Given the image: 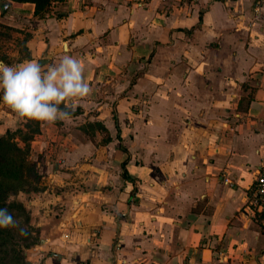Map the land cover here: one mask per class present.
I'll return each instance as SVG.
<instances>
[{
  "label": "crops",
  "instance_id": "1",
  "mask_svg": "<svg viewBox=\"0 0 264 264\" xmlns=\"http://www.w3.org/2000/svg\"><path fill=\"white\" fill-rule=\"evenodd\" d=\"M145 6L52 0L41 15L34 2L0 0V30L5 25L23 35L27 46L28 56L18 63L47 67L65 53L76 56L91 88L74 99L67 119L40 121L33 143L74 146L83 137L89 142L80 148L91 142L78 136L81 127L100 123L110 132L87 185L71 186L78 194L62 203L82 207L84 228L67 229L66 218L57 233L51 228L45 261L112 264L115 253L116 264H264V200L254 184L264 165V0H152ZM203 36L208 56L199 50ZM145 95L161 97L171 116L186 113L182 125L166 123L185 128L168 139L148 118L141 127H152L141 141L130 137V156L118 164L111 143L118 144L121 115L133 116L129 98ZM232 95H238L237 113L224 127L218 108ZM76 150L61 151L62 159H78ZM151 158L168 168L150 167Z\"/></svg>",
  "mask_w": 264,
  "mask_h": 264
},
{
  "label": "rangeland",
  "instance_id": "2",
  "mask_svg": "<svg viewBox=\"0 0 264 264\" xmlns=\"http://www.w3.org/2000/svg\"><path fill=\"white\" fill-rule=\"evenodd\" d=\"M134 1L137 2L136 0ZM145 5L138 4L139 7H148ZM4 26L0 30V61L11 65L19 64L18 62H21V59L29 54L26 43L22 40L23 35L17 34L14 30L5 29ZM12 35L21 38L13 40ZM195 39L199 40L196 37ZM205 39L204 36L203 40L200 39L199 50L203 48L201 54L208 56V50L204 46ZM14 50L16 51L15 54H13ZM197 55H200V53H197ZM12 57H15V59ZM192 63L193 60L189 64L191 67ZM143 71L141 70L140 72ZM131 81L135 82V79H131ZM146 95L144 97L135 96L132 100L129 98L131 103L129 102L128 109H131L130 115L133 116L124 118V115H121L122 128L118 125L116 129L118 144L117 142L116 144L111 143L113 150L118 149V164H123L130 156V137L134 139L135 134V139L141 141L144 139V135L147 134L148 128L152 127L147 126L146 129L141 127L143 121L146 122L148 118L149 120L152 119L154 127L160 126V128H164L163 135L169 136L168 139H174L185 128V125L179 128L175 124L169 129L166 123H179L178 121H181L179 117L186 113H179L178 111L171 116L170 113L163 109V99L161 97H155V99L150 101V98ZM237 99L238 95H232L229 98V104L220 102L218 120L227 123L226 126L223 125L224 127H228L229 123L232 122V116L237 113ZM153 101L156 103L155 106H152ZM222 107L224 109H221ZM7 112H11L10 115H7ZM188 115H190L189 112H187ZM8 119H11V123L9 121L6 122ZM186 119L189 120V118ZM23 122H25L24 125ZM182 123L181 121L179 124L182 125ZM187 124H189L187 125L188 127L190 124L193 125V122H188ZM41 125L40 121L37 120L29 118L24 120L8 105L0 101V136L5 137L3 143L0 144V208H6L17 221L16 226L0 228V264H48L45 261L48 253L42 250L51 228L55 227L57 230H54L57 233L58 226L61 225L60 222L65 221V218L68 221L67 229L75 227L78 231L84 228L82 222L84 219L82 217L84 216L81 213L82 207L70 208L62 203H66V200H72V196L76 195L77 192L72 191L73 188L71 190V186L82 190L87 185L85 184L87 182L86 177L91 169L90 165L94 162L95 154L97 155L100 150L104 151V147L109 144L104 142L103 139L107 140L110 137V132L100 123L79 129L78 136L81 134L87 135L91 141L89 144L81 145L82 147L80 148H77L78 145L89 141L83 142L81 141L83 137H80L78 144L74 146L62 141H53L50 144L45 142L42 145L38 142L33 143L32 140L40 131ZM158 130L161 133V130ZM219 131L224 133V136L227 135V131L223 127H220ZM63 133L66 134V132ZM143 133L144 135H142ZM113 135H116V132ZM122 135L125 137L124 140ZM106 136L108 137L105 138ZM166 146L160 145L159 149H164ZM72 147L77 149V155H81L78 159H71L65 162L62 159L63 154L61 151H71ZM82 156L87 158L83 159ZM98 162L102 163V161ZM112 163H115V161L113 160ZM162 163L163 160L155 158L149 160L150 167L167 169L168 164L164 166ZM173 165L176 166L175 163ZM124 176H126L125 173ZM139 180V178L133 179L135 184H138ZM21 229L24 230L23 234H21ZM96 242L95 239L94 243L96 244ZM116 245H118V241H114L113 251H117ZM54 250L57 251V247ZM111 257V263L116 264L118 256L112 253ZM54 258L49 259V263L55 264Z\"/></svg>",
  "mask_w": 264,
  "mask_h": 264
},
{
  "label": "clouds",
  "instance_id": "3",
  "mask_svg": "<svg viewBox=\"0 0 264 264\" xmlns=\"http://www.w3.org/2000/svg\"><path fill=\"white\" fill-rule=\"evenodd\" d=\"M84 70L82 60L67 53L47 67L36 60L16 65L0 61V101L20 117L44 122L65 120L70 116L67 109L74 99L91 92ZM16 224L12 214L0 208V228Z\"/></svg>",
  "mask_w": 264,
  "mask_h": 264
},
{
  "label": "built area",
  "instance_id": "4",
  "mask_svg": "<svg viewBox=\"0 0 264 264\" xmlns=\"http://www.w3.org/2000/svg\"><path fill=\"white\" fill-rule=\"evenodd\" d=\"M136 1L140 5H145L152 0H136ZM160 1H167V0H160ZM254 184H255L256 193L264 200V165L257 171Z\"/></svg>",
  "mask_w": 264,
  "mask_h": 264
},
{
  "label": "trees",
  "instance_id": "5",
  "mask_svg": "<svg viewBox=\"0 0 264 264\" xmlns=\"http://www.w3.org/2000/svg\"><path fill=\"white\" fill-rule=\"evenodd\" d=\"M13 1H15V2H26V1L34 2L36 5L35 12L37 14L42 15L48 10V7H49L52 0H13ZM4 138H5L4 136H0V144L3 143Z\"/></svg>",
  "mask_w": 264,
  "mask_h": 264
}]
</instances>
